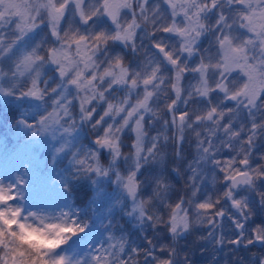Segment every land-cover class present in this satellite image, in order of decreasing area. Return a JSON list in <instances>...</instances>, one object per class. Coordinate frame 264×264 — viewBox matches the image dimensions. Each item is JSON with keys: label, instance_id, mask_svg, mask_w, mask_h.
Here are the masks:
<instances>
[{"label": "clouds", "instance_id": "obj_1", "mask_svg": "<svg viewBox=\"0 0 264 264\" xmlns=\"http://www.w3.org/2000/svg\"><path fill=\"white\" fill-rule=\"evenodd\" d=\"M0 153V264H264V0H0Z\"/></svg>", "mask_w": 264, "mask_h": 264}, {"label": "rangeland", "instance_id": "obj_2", "mask_svg": "<svg viewBox=\"0 0 264 264\" xmlns=\"http://www.w3.org/2000/svg\"><path fill=\"white\" fill-rule=\"evenodd\" d=\"M2 154V153H1ZM0 154V168H2L8 161L6 160V158H5V156L2 154L1 155ZM40 177L39 176H37V183L39 184V182H40V179H39Z\"/></svg>", "mask_w": 264, "mask_h": 264}, {"label": "trees", "instance_id": "obj_3", "mask_svg": "<svg viewBox=\"0 0 264 264\" xmlns=\"http://www.w3.org/2000/svg\"><path fill=\"white\" fill-rule=\"evenodd\" d=\"M1 154V153H0ZM2 155V154H1ZM39 179H41V178H39Z\"/></svg>", "mask_w": 264, "mask_h": 264}]
</instances>
